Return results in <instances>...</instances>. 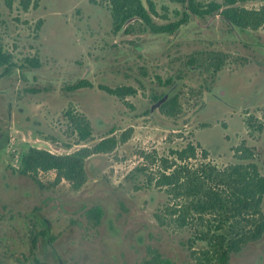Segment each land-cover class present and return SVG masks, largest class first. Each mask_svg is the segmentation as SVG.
<instances>
[{
	"label": "rangeland",
	"instance_id": "374dc122",
	"mask_svg": "<svg viewBox=\"0 0 264 264\" xmlns=\"http://www.w3.org/2000/svg\"><path fill=\"white\" fill-rule=\"evenodd\" d=\"M153 1L151 25L135 18L116 31L112 0H33L29 9L0 0V38L15 62L0 66V264H221L226 250V264H264V235L254 241L264 203L237 218L199 216L178 185L205 165H255L264 176V25L238 28L218 12ZM211 2L224 0L195 5ZM82 79L91 85L71 89ZM118 87L134 93L108 91ZM165 94L177 97L172 110L158 105ZM104 136L118 143L86 159L80 190L57 183L55 170L37 181L19 173L31 147L69 154ZM189 144L196 155L179 159ZM173 173L178 184H158Z\"/></svg>",
	"mask_w": 264,
	"mask_h": 264
},
{
	"label": "trees",
	"instance_id": "16d2710c",
	"mask_svg": "<svg viewBox=\"0 0 264 264\" xmlns=\"http://www.w3.org/2000/svg\"><path fill=\"white\" fill-rule=\"evenodd\" d=\"M147 6L143 0H112V17L115 23V30L119 31L125 23L133 17H138L147 25H151V12H155V2L146 0ZM183 4L189 11L199 15H210L218 12L227 22L238 28L258 29L264 25V5L259 9H247L239 7L240 0H224L223 3L211 2L207 8L201 10L196 7L195 0H172ZM15 0H6L11 6ZM33 0H20L24 9H29ZM186 19L179 23L166 24L158 27L161 31L172 32L174 27H179ZM190 63H193L190 61ZM15 65L11 53L4 49L0 38V66L10 70ZM31 65L37 67L38 60H31ZM91 83L86 80H80L71 89H79L90 86ZM106 89V88H105ZM110 93L115 95H130L134 93L132 88L118 87L109 89ZM164 101V100H162ZM177 104V97L164 101L161 108L172 110ZM173 106V107H172ZM76 126L81 141H87L92 136V130L89 122L85 119H76ZM115 132L112 129L108 135ZM129 136H125L126 140ZM118 143L114 136H104L93 147H83L69 154H54L46 149L29 148L24 152L20 159L19 173L31 177L37 181V175L42 171H56V182L67 180L73 190H80L87 181L86 159L93 154L112 151ZM196 147L189 144L181 151L176 152L179 159H191L196 155ZM169 168L168 166H166ZM178 184L179 178L176 173L163 174L159 180V185ZM182 189V194L191 198L190 213L196 212L199 216L213 214L225 217V219L237 218L243 216L246 212L254 214L261 213V206L264 203V176H261L255 165H233L226 170H218L215 167L198 170L194 177L189 179L188 184H178ZM90 217L95 215L96 221L101 217V208L90 209ZM175 213V212H174ZM185 216V215H183ZM43 233V232H42ZM264 235V220L260 222L258 230L255 232L254 241L260 240ZM238 240L237 242H239ZM236 248H238L235 241ZM224 248V244L221 242ZM231 251L220 253V263L226 264L230 259ZM163 261V260H162ZM168 264V260H164Z\"/></svg>",
	"mask_w": 264,
	"mask_h": 264
},
{
	"label": "flooded vegetation",
	"instance_id": "af4514ba",
	"mask_svg": "<svg viewBox=\"0 0 264 264\" xmlns=\"http://www.w3.org/2000/svg\"><path fill=\"white\" fill-rule=\"evenodd\" d=\"M135 18L139 19L138 17H133V18H131L130 20H128V21L125 23V25L128 24L129 21H131V20H133V19H135ZM144 24H146V23H144ZM125 25L122 27V29H123V28H124V29L126 28ZM146 25H147V24H146ZM120 30H121V29H120ZM153 31H155V30H153ZM160 31H161V30H160ZM127 32L129 33V30H128ZM163 32H167V33H169L168 31H163ZM167 98H168V97H167V94L162 95L160 98H157V99H159L158 105H162L164 101H167V100H168ZM162 100H164V101H162Z\"/></svg>",
	"mask_w": 264,
	"mask_h": 264
},
{
	"label": "built area",
	"instance_id": "2783aa9c",
	"mask_svg": "<svg viewBox=\"0 0 264 264\" xmlns=\"http://www.w3.org/2000/svg\"><path fill=\"white\" fill-rule=\"evenodd\" d=\"M40 149H41V148H40ZM48 151H50V152H51V150H48ZM52 153H53V152H52ZM40 171H42V170H40ZM40 171H39V172H40Z\"/></svg>",
	"mask_w": 264,
	"mask_h": 264
},
{
	"label": "water",
	"instance_id": "95a60500",
	"mask_svg": "<svg viewBox=\"0 0 264 264\" xmlns=\"http://www.w3.org/2000/svg\"><path fill=\"white\" fill-rule=\"evenodd\" d=\"M1 137H2V136L0 135V139H1Z\"/></svg>",
	"mask_w": 264,
	"mask_h": 264
}]
</instances>
